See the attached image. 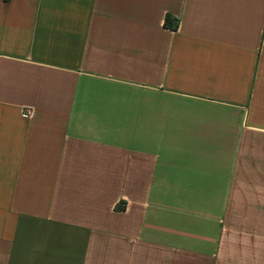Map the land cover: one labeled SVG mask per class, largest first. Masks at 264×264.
I'll return each instance as SVG.
<instances>
[{
  "label": "crops",
  "instance_id": "1",
  "mask_svg": "<svg viewBox=\"0 0 264 264\" xmlns=\"http://www.w3.org/2000/svg\"><path fill=\"white\" fill-rule=\"evenodd\" d=\"M0 264H264V0H0Z\"/></svg>",
  "mask_w": 264,
  "mask_h": 264
},
{
  "label": "trees",
  "instance_id": "2",
  "mask_svg": "<svg viewBox=\"0 0 264 264\" xmlns=\"http://www.w3.org/2000/svg\"><path fill=\"white\" fill-rule=\"evenodd\" d=\"M163 26L169 29H175L176 24L169 16L166 15L164 16V19H163ZM118 209H122V207L118 206Z\"/></svg>",
  "mask_w": 264,
  "mask_h": 264
},
{
  "label": "built area",
  "instance_id": "3",
  "mask_svg": "<svg viewBox=\"0 0 264 264\" xmlns=\"http://www.w3.org/2000/svg\"><path fill=\"white\" fill-rule=\"evenodd\" d=\"M24 113L25 114H30V110H28V109L27 110H24Z\"/></svg>",
  "mask_w": 264,
  "mask_h": 264
}]
</instances>
